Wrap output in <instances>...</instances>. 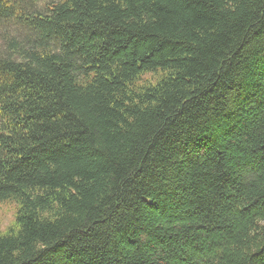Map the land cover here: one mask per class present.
Here are the masks:
<instances>
[{
	"label": "trees",
	"instance_id": "1",
	"mask_svg": "<svg viewBox=\"0 0 264 264\" xmlns=\"http://www.w3.org/2000/svg\"><path fill=\"white\" fill-rule=\"evenodd\" d=\"M0 264H264V0H0Z\"/></svg>",
	"mask_w": 264,
	"mask_h": 264
},
{
	"label": "rangeland",
	"instance_id": "2",
	"mask_svg": "<svg viewBox=\"0 0 264 264\" xmlns=\"http://www.w3.org/2000/svg\"><path fill=\"white\" fill-rule=\"evenodd\" d=\"M13 208L12 207H2L0 208V224L6 226L12 220Z\"/></svg>",
	"mask_w": 264,
	"mask_h": 264
}]
</instances>
